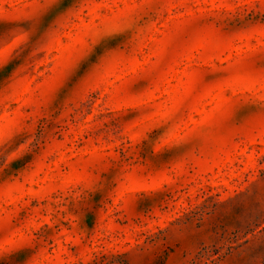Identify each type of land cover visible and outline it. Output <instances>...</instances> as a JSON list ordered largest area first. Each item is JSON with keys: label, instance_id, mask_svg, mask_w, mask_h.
<instances>
[{"label": "rangeland", "instance_id": "obj_1", "mask_svg": "<svg viewBox=\"0 0 264 264\" xmlns=\"http://www.w3.org/2000/svg\"><path fill=\"white\" fill-rule=\"evenodd\" d=\"M0 264H264V0H0Z\"/></svg>", "mask_w": 264, "mask_h": 264}, {"label": "snow or ice", "instance_id": "obj_2", "mask_svg": "<svg viewBox=\"0 0 264 264\" xmlns=\"http://www.w3.org/2000/svg\"><path fill=\"white\" fill-rule=\"evenodd\" d=\"M24 255H25V254H23V253L20 255V261H21V262H22L23 259H24Z\"/></svg>", "mask_w": 264, "mask_h": 264}]
</instances>
